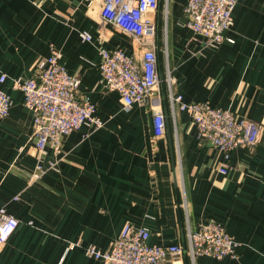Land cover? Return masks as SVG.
I'll use <instances>...</instances> for the list:
<instances>
[{
    "label": "crops",
    "instance_id": "crops-1",
    "mask_svg": "<svg viewBox=\"0 0 264 264\" xmlns=\"http://www.w3.org/2000/svg\"><path fill=\"white\" fill-rule=\"evenodd\" d=\"M235 1L233 27L211 47L189 27L186 0H160L158 67L164 75L168 67L174 82L160 84L166 133L156 138L148 103L125 109L119 93L105 89L100 49L137 46L102 17L103 0H0V88L12 100L0 118V208L19 220L0 264H104L87 246L107 249L126 223L147 227L150 244L187 249L188 232L208 219L238 241V257L200 255L198 264H264V0ZM52 46L80 76L104 125L65 136L62 153L48 149L44 173L32 178L39 162L33 112L13 82L35 75ZM171 93L260 123L259 143L233 150L222 173L223 153L200 142Z\"/></svg>",
    "mask_w": 264,
    "mask_h": 264
},
{
    "label": "built area",
    "instance_id": "built-area-1",
    "mask_svg": "<svg viewBox=\"0 0 264 264\" xmlns=\"http://www.w3.org/2000/svg\"><path fill=\"white\" fill-rule=\"evenodd\" d=\"M87 1L92 3L94 0ZM159 4L160 0H103L102 17L132 37L137 50L128 53L120 47H103L100 49L99 64L105 89L118 92L125 109L131 108L134 103L149 104L156 138L166 133L156 40L155 14ZM235 4V0H186L187 23L195 33L206 38L208 46L218 47L226 39L225 32L234 25ZM82 37L84 40L91 39L86 32L82 33ZM61 57V51L52 46L50 55L37 63L35 75L18 77L13 82L14 88L23 93L25 105L33 112L32 139L39 162L32 178L44 173L46 167L43 160L48 149L57 155L62 153L65 136L83 125L95 129L104 125L96 114L97 105L80 91V76L70 74L61 63ZM5 79L6 76L2 75L0 81ZM164 82H174L168 67ZM171 101L173 108L178 105L191 114L200 142L223 153L222 173H227V160L233 150L253 147L260 141L262 125L249 118L238 117L230 109L214 106L210 101L184 103L181 96L174 93H171ZM11 106L10 95L0 88V118L9 115ZM56 164L50 161L49 167L55 168ZM18 225L19 220L1 207L0 248ZM149 238L147 227L126 223L107 249L101 250L90 244L86 252L104 264H198L197 257L200 255L218 259L238 257V241L215 219H208L188 232L187 249L180 244H150Z\"/></svg>",
    "mask_w": 264,
    "mask_h": 264
},
{
    "label": "water",
    "instance_id": "water-1",
    "mask_svg": "<svg viewBox=\"0 0 264 264\" xmlns=\"http://www.w3.org/2000/svg\"><path fill=\"white\" fill-rule=\"evenodd\" d=\"M160 52V51H159ZM161 56H160V53L158 54V59H159V63H161V58H160ZM160 78H161V81H163V83H165L164 82V72L161 70L160 71Z\"/></svg>",
    "mask_w": 264,
    "mask_h": 264
},
{
    "label": "trees",
    "instance_id": "trees-1",
    "mask_svg": "<svg viewBox=\"0 0 264 264\" xmlns=\"http://www.w3.org/2000/svg\"><path fill=\"white\" fill-rule=\"evenodd\" d=\"M213 105V104H212Z\"/></svg>",
    "mask_w": 264,
    "mask_h": 264
}]
</instances>
